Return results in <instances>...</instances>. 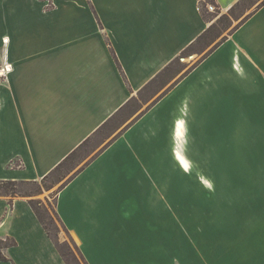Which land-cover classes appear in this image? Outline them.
Returning a JSON list of instances; mask_svg holds the SVG:
<instances>
[{"label": "crops", "instance_id": "obj_1", "mask_svg": "<svg viewBox=\"0 0 264 264\" xmlns=\"http://www.w3.org/2000/svg\"><path fill=\"white\" fill-rule=\"evenodd\" d=\"M211 1L226 12L239 0ZM199 5L0 0V181H42L127 103L146 105L57 192L59 221L86 264H211V254L222 253L207 231L212 216L199 212L198 189L214 186L210 172L226 166L236 125L244 126L236 139L246 148L241 156L251 158L252 147L264 155V4L200 61L141 98L212 24ZM247 111L258 119H246ZM32 199L42 197L0 194V264H68ZM259 211L253 222L241 220L248 231L222 237L240 239L228 252L239 264H264ZM250 250L253 259L244 257Z\"/></svg>", "mask_w": 264, "mask_h": 264}, {"label": "rangeland", "instance_id": "obj_2", "mask_svg": "<svg viewBox=\"0 0 264 264\" xmlns=\"http://www.w3.org/2000/svg\"><path fill=\"white\" fill-rule=\"evenodd\" d=\"M260 2L261 0H246L245 4L241 5L240 8L236 10V17L228 22L227 25L222 26L217 24L219 32L213 36L211 39L212 42L204 45L197 44L189 55L181 58L179 62L175 63L173 67L170 68L169 73L163 77L161 82L152 85L149 90L144 91L141 94L143 101H147L161 84L169 81L171 77L178 74V71L183 72L192 67L197 60H200L205 53L210 50L216 41H220L224 35L228 34L230 30L247 14L253 11ZM48 3L49 2H47V4ZM202 9L207 14V17L212 20V23L217 21L222 14L229 12H210L205 10L206 8L203 5ZM138 101L139 100L132 101L118 117L114 118L111 122H108L98 134H95L93 137L91 136L84 146L76 152L74 157L68 161L67 168L65 166L59 172H54L49 175L45 180L38 181L39 183L37 184L35 182L8 184V186L0 184V191L2 192L6 188L10 190L11 188H15L17 191H21V193L41 195L42 199H39V201H41L40 212L54 236L55 241L58 242L60 249L66 253L65 257L69 260V264L86 263L82 260L77 245L63 228L59 221L60 219L56 214L55 202L57 192L61 185H63L73 173L93 158L96 152H98L104 144L111 139L116 129L126 118L132 116L139 107L144 108L146 106L144 103H138ZM244 113L245 111L243 109L237 108L235 110L237 119H243ZM257 113L258 112L247 111L246 119H258L259 115ZM243 127V125H236L235 127V144H233L234 146L232 147L231 155H228L227 157L223 156V159H227L226 166L217 167V170L214 173L210 172V174L214 176V186L206 187L203 184H200L198 189V197L200 201L199 212H208L209 217L212 216L208 219L210 224L208 225L207 231L213 236L212 244L218 249V251H222L220 256L215 255L214 253L211 254L213 256V259L210 260L211 264H239V260H237L234 254L228 252L230 249L234 251L236 242L240 239L230 237L229 242H226L222 237L224 238L226 232L236 234V230L248 231L249 227L246 225L250 223L242 226L244 223L241 220L246 219L247 222H253L261 215L259 210L264 212V155L260 154L258 156L257 150L255 147H252L254 149L252 154L250 152L251 158L241 156L243 153L244 155L247 153L246 148L245 146L242 148V140L237 142L236 139L238 138L240 140V138H243ZM251 129L253 130L255 128ZM252 137L257 139V135ZM252 146H256V144H252ZM207 197H210L209 200ZM211 198L213 200H211ZM245 209L247 210V215H238L239 211L243 213V210L245 211ZM205 222V219L199 220V223L201 224H204ZM244 241L248 244L252 240L244 238ZM214 256L217 258L214 259ZM244 257L253 259L255 255L254 252L250 250L244 253Z\"/></svg>", "mask_w": 264, "mask_h": 264}, {"label": "trees", "instance_id": "obj_3", "mask_svg": "<svg viewBox=\"0 0 264 264\" xmlns=\"http://www.w3.org/2000/svg\"><path fill=\"white\" fill-rule=\"evenodd\" d=\"M245 2H246V0H239L236 4H234L233 5V7L229 10V12H227V13H224V14H222V16H220L219 18H218V20L217 21H214L208 28H207V30L204 32V33H202L201 35H199L198 37H197V39L192 43V44H190L185 50H183V51H181L180 52V54L174 59V61L169 65V66H167V67H165V69H163L157 76H156V78L150 83V84H148V86H146L144 89V91H147V90H149L151 87H152V85H154V84H157V83H159V82H161L162 81V79H163V77L166 75V74H168L169 73V71H170V68L171 67H173V65L175 64V63H177V62H179L180 61V59L181 58H184L185 56H187V55H189V53L192 51V50H194V48H195V46L197 45V44H199V45H204V44H209V43H211L212 42V38H213V36H215L216 35V33H218L219 32V27L217 26V24L218 25H222V26H225V25H227V23L228 22H230L233 18H235L236 16H235V12H236V10L238 9V8H240V6L241 5H243V4H245ZM264 4V0H261V2L258 4V6L253 10V11H251L249 14H247L236 26H234L231 30H230V32L229 33H231V31L232 30H234V29H236L243 21H245L251 14H253L254 13V11H256V9H258L261 5H263ZM205 10H207V9H205ZM202 11V13H203V17L205 18V19H207L208 21H212V20H210L208 17H207V14L203 11V9L201 10ZM208 11V10H207ZM221 10H217V12H220ZM228 33V34H229ZM227 35V34H226ZM226 35H224L221 39H220V41H216L215 42V44L210 48V50L209 51H207L206 53H205V55L204 56H206L209 52H211V51H213L216 47H218L225 39H226ZM203 56V57H204ZM200 61V60H199ZM163 83V82H162ZM166 83V82H165ZM164 83V84H165ZM143 91V92H144ZM142 92V93H143ZM141 93V94H142ZM136 100V99H135ZM132 102V101H131ZM131 102H129V104L131 103ZM128 103H127V106L129 105ZM126 106V107H127ZM125 107V108H126ZM108 123H106V125H107ZM106 125H104V127L106 126ZM103 127V128H104ZM102 128V129H103ZM101 129V130H102ZM90 138H87L82 144H81V146H79V148L77 149V150H74V151H72L58 166H56L55 168H53V170L43 179V180H45L49 175H51L52 173H54V172H59L62 168H64L65 166H66V168L68 167V161L69 160H71L73 157H74V155L76 154V152L77 151H79L83 146H84V144L89 140ZM79 169H81V168H79ZM79 169H78V171H79ZM75 174V173H74ZM73 177V174L64 182V184L63 185H65L66 184V182H68L71 178ZM15 183H18V182H15V181H0V184L2 185V184H4V185H7L8 186V184H15ZM35 183L37 184V183H39L38 181H35ZM63 185H61V187L60 188H62V186ZM8 190H10V189H8V188H6V189H4L3 190V192L2 191H0V194H5V195H11V196H15V195H17V194H19V193H21V191H17L15 188H11V192L10 191H8ZM21 194H30V193H21ZM40 204H41V201H39V199H32L31 201H30V205L32 206V208L34 209V211L36 212V214L38 215V218H39V221L42 223V225L44 226V228L46 229V231L50 234V236H52L51 238L55 241V239H54V236L52 235V233H51V231H50V229L48 228V226H47V223L44 221V217H43V215L41 214V212H40ZM56 214H57V212H56ZM58 215V214H57ZM59 217V216H58ZM60 219V218H59ZM55 243H56V245H57V247H58V249H59V251L61 252V254H62V256H63V258L66 260V262L69 264V260L65 257V255H66V253H64L61 249H60V247H59V245H58V242L57 241H55ZM2 249H3V246H2V241L0 240V258H2V260H5L6 258L2 255Z\"/></svg>", "mask_w": 264, "mask_h": 264}, {"label": "built area", "instance_id": "obj_4", "mask_svg": "<svg viewBox=\"0 0 264 264\" xmlns=\"http://www.w3.org/2000/svg\"><path fill=\"white\" fill-rule=\"evenodd\" d=\"M198 1L201 2V4H204V7L210 12H215L218 10V7L211 0H198ZM199 7L202 10V5H199Z\"/></svg>", "mask_w": 264, "mask_h": 264}, {"label": "bare ground", "instance_id": "obj_5", "mask_svg": "<svg viewBox=\"0 0 264 264\" xmlns=\"http://www.w3.org/2000/svg\"><path fill=\"white\" fill-rule=\"evenodd\" d=\"M0 71H1V72H3V70H2V69H1Z\"/></svg>", "mask_w": 264, "mask_h": 264}]
</instances>
